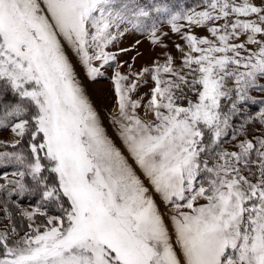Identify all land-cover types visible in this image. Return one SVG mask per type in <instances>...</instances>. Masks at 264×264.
I'll return each instance as SVG.
<instances>
[{
	"label": "snow or ice",
	"instance_id": "obj_1",
	"mask_svg": "<svg viewBox=\"0 0 264 264\" xmlns=\"http://www.w3.org/2000/svg\"><path fill=\"white\" fill-rule=\"evenodd\" d=\"M0 264H264V0H0Z\"/></svg>",
	"mask_w": 264,
	"mask_h": 264
},
{
	"label": "rangeland",
	"instance_id": "obj_2",
	"mask_svg": "<svg viewBox=\"0 0 264 264\" xmlns=\"http://www.w3.org/2000/svg\"><path fill=\"white\" fill-rule=\"evenodd\" d=\"M198 34L200 35H206L202 29L197 30ZM172 38V40H177V42H180L174 35L171 33L169 34ZM135 39H142V37H135ZM133 42V37H126L123 41V46H128ZM169 50L173 52V55H177V53L172 49L171 43L169 42ZM138 51L143 52V56L138 57L136 60L135 67L139 69V67L142 64L150 63L151 59L159 53L161 50L159 48L155 49V51L152 50V46L144 40L141 45L139 46ZM136 55L135 52H129L126 55H122L120 57L121 60H129L132 56ZM77 71L80 75V79L82 81L83 86L86 89L87 95L89 96L90 100L92 101L94 107L96 108L97 112L100 114V117L104 123L105 128L107 129L108 135L113 137V139H116L114 129L110 125L108 121L109 115L115 114L116 112V106H115V96L111 88L110 81L108 79H97L95 81L88 80L83 72V69L81 67H77ZM108 74L110 75V70H108ZM151 86V82H149L148 86H145L140 89V91L147 92L148 87ZM140 113L143 115L144 110L141 109ZM117 144L119 146V141H117ZM145 183H147L145 181ZM157 204L161 208V211H165L164 205L160 202L159 198L157 197ZM27 202L25 203V205Z\"/></svg>",
	"mask_w": 264,
	"mask_h": 264
},
{
	"label": "trees",
	"instance_id": "obj_3",
	"mask_svg": "<svg viewBox=\"0 0 264 264\" xmlns=\"http://www.w3.org/2000/svg\"><path fill=\"white\" fill-rule=\"evenodd\" d=\"M27 201H24V203H26ZM33 203H34V201H33Z\"/></svg>",
	"mask_w": 264,
	"mask_h": 264
}]
</instances>
